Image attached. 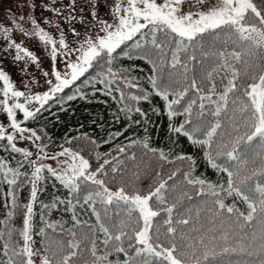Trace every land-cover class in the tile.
Wrapping results in <instances>:
<instances>
[{"label":"snow or ice","instance_id":"obj_1","mask_svg":"<svg viewBox=\"0 0 264 264\" xmlns=\"http://www.w3.org/2000/svg\"><path fill=\"white\" fill-rule=\"evenodd\" d=\"M102 2L106 11L96 0L90 20L74 0L42 3L51 32L34 16L31 31L15 16L0 23L3 50L14 49L25 71L40 58L14 31L43 42L49 61L22 89L0 68V149L12 153L0 157V264H264V0ZM97 92L115 101L121 125L106 135L57 138L40 119L49 111L58 120L69 101ZM157 113L169 144L152 143ZM181 136L193 152L177 148ZM48 183L53 194L42 200Z\"/></svg>","mask_w":264,"mask_h":264},{"label":"trees","instance_id":"obj_2","mask_svg":"<svg viewBox=\"0 0 264 264\" xmlns=\"http://www.w3.org/2000/svg\"><path fill=\"white\" fill-rule=\"evenodd\" d=\"M123 63L126 64H136L138 67L136 68V73L140 75H146L149 70L150 66L146 65V62L140 59H127L125 58L123 60ZM143 68V73H140V69ZM99 86V85H97ZM146 86V82L145 85ZM0 87H2V82H0ZM69 89V88H68ZM79 100V101H78ZM72 102H68L70 104ZM75 103V104H73ZM73 103L57 113L59 119L57 120L56 116L51 115L49 111H45L41 113L40 119L43 122L47 123L48 131L52 133L54 137H61L65 134H73V131L78 129L81 132H91L95 134L97 137H100L101 135H106L107 130L114 129L116 127H119L121 125L114 124L111 115H115V113H111L110 110L116 108V103L114 100H112L111 97L107 96L106 94L97 92L94 96L88 95L84 99L80 98H74ZM160 101L158 97L153 96L151 99V105H159ZM140 106L144 111L149 110V102H141ZM52 113L56 112L55 107H53L50 110ZM135 118V117H134ZM124 117H120L121 123L123 122ZM107 122V123H105ZM167 124L168 119L166 115H162L160 113H157L155 115H150V122H149V132L152 137V143L159 146L161 143L169 144L168 140V130H167ZM101 126V127H98ZM29 126H32L31 122H29ZM102 128L104 129L102 131ZM134 132L136 131L135 128L132 129ZM127 135V133H125ZM175 144L177 148L186 150L188 152H193V147L189 142L186 141L185 138L182 136L177 138L175 140ZM103 150V146L102 149ZM7 155L8 157L12 156V153L9 152L5 154L3 149H0V157H4ZM141 160V156L139 152L137 153V161ZM144 163H150L148 157H144L143 160ZM198 170L204 171L205 165L202 160L198 158ZM129 166L136 163V161H128L127 162ZM168 168L165 166V171H167ZM205 175L207 176H214V172L212 170L205 171ZM147 181H145L146 183ZM53 194V185L52 183H48L44 187V192L41 194L42 200L49 199ZM23 198V193H22ZM195 202V201H194ZM4 198L0 197V218H3L4 216ZM57 213L54 210L51 213V218L55 219ZM89 217L87 215L83 216L82 219H88ZM22 215L17 214L12 218V222L19 226L21 224ZM39 222V206H36V215L34 217V223L38 226ZM49 233H51L49 239H51L53 242L60 238V234L56 233L52 229L48 230ZM16 238L15 236L13 237ZM34 246H39L40 244V237L39 236H33ZM113 259L120 258V257H112Z\"/></svg>","mask_w":264,"mask_h":264},{"label":"rangeland","instance_id":"obj_3","mask_svg":"<svg viewBox=\"0 0 264 264\" xmlns=\"http://www.w3.org/2000/svg\"><path fill=\"white\" fill-rule=\"evenodd\" d=\"M71 0H0V23H3L7 26L8 20L13 16L19 21L22 27L25 30L31 31V26L28 21L29 16H34V18L45 27L46 30L52 31V29L43 21V17H51L52 14L49 10H45L41 7L42 3H53L55 5L64 4L67 5ZM96 2V0H74L76 6V14L79 15L81 10L83 15L90 20L89 12L91 5ZM193 0H185V4H191ZM34 5L35 7H32ZM99 12L106 11L104 3L100 0L99 3ZM61 24L67 28V22L61 20ZM75 27H81L79 22H74ZM12 37L16 38L17 41H22L23 46L28 47L30 50L40 58L39 67L35 62H27V70L25 71V60H15L12 57L14 56V49H9L7 52L3 50V36L0 35V68L6 71L9 74L10 79L13 81L15 87L22 89V81L27 78L28 74L39 76L40 70H47L49 68V61L46 58L44 52L45 47L43 42H39L38 38L34 35L32 37H22L19 31L12 32ZM24 55L23 53L21 54ZM72 90L71 87L68 89V93ZM65 93V94H68ZM74 99L70 102L73 103ZM79 101V100H78ZM68 104L69 106L72 104ZM75 104V103H73ZM4 120V116L0 115V121ZM25 142H18L22 144Z\"/></svg>","mask_w":264,"mask_h":264}]
</instances>
